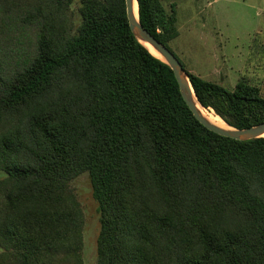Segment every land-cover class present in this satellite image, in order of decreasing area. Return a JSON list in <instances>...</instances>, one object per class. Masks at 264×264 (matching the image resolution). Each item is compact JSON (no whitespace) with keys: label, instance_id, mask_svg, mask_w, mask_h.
Segmentation results:
<instances>
[{"label":"trees","instance_id":"trees-1","mask_svg":"<svg viewBox=\"0 0 264 264\" xmlns=\"http://www.w3.org/2000/svg\"><path fill=\"white\" fill-rule=\"evenodd\" d=\"M72 4L0 0V264H83L71 184L85 173L98 264H264V138L201 125L171 68L135 39L125 0H81L77 27ZM138 4L170 49L174 6ZM187 74L228 126L264 124L259 87Z\"/></svg>","mask_w":264,"mask_h":264},{"label":"rangeland","instance_id":"rangeland-1","mask_svg":"<svg viewBox=\"0 0 264 264\" xmlns=\"http://www.w3.org/2000/svg\"><path fill=\"white\" fill-rule=\"evenodd\" d=\"M160 2L167 13L173 6L176 10L178 37L169 48L187 72L228 90L245 79L264 96V0ZM80 6L81 0H73L76 27L81 23ZM4 177L0 171V180ZM71 187L84 216L83 264H98L100 215L88 173L76 178Z\"/></svg>","mask_w":264,"mask_h":264},{"label":"water","instance_id":"water-1","mask_svg":"<svg viewBox=\"0 0 264 264\" xmlns=\"http://www.w3.org/2000/svg\"><path fill=\"white\" fill-rule=\"evenodd\" d=\"M135 3L138 5L139 13L138 0H125V8L129 27L135 39L141 45L146 47L152 55H154L147 46L151 47L161 58L156 57L155 55L154 56L171 68L179 85L181 96L197 121L207 130L236 141L246 142L264 138V124L242 130L232 128L228 125L227 128H222L211 123L203 115L202 111L199 108V106L202 107V105L199 103L195 95L189 75L187 74L186 70L183 68L181 62L176 58V56L170 49L160 43L153 35H151L147 30L143 28L140 23V19H137L135 16Z\"/></svg>","mask_w":264,"mask_h":264},{"label":"bare ground","instance_id":"bare-ground-1","mask_svg":"<svg viewBox=\"0 0 264 264\" xmlns=\"http://www.w3.org/2000/svg\"><path fill=\"white\" fill-rule=\"evenodd\" d=\"M135 16L137 19H139V13H138V5L135 3ZM149 50L156 56L161 58L151 47L147 46ZM200 110L202 111L203 115L214 125H217L222 128H227V124L219 117L217 116L213 111L210 109H205L200 107Z\"/></svg>","mask_w":264,"mask_h":264}]
</instances>
